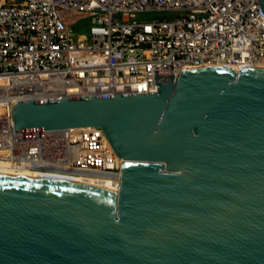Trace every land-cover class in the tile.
<instances>
[{
    "label": "water",
    "instance_id": "95a60500",
    "mask_svg": "<svg viewBox=\"0 0 264 264\" xmlns=\"http://www.w3.org/2000/svg\"><path fill=\"white\" fill-rule=\"evenodd\" d=\"M156 85L13 106L15 132L99 126L123 163L119 192L0 172V264H264V69Z\"/></svg>",
    "mask_w": 264,
    "mask_h": 264
},
{
    "label": "built area",
    "instance_id": "2783aa9c",
    "mask_svg": "<svg viewBox=\"0 0 264 264\" xmlns=\"http://www.w3.org/2000/svg\"><path fill=\"white\" fill-rule=\"evenodd\" d=\"M263 61L259 0H0V164L104 177L119 192L123 159L101 127L15 132L13 106L157 92L156 72Z\"/></svg>",
    "mask_w": 264,
    "mask_h": 264
},
{
    "label": "bare ground",
    "instance_id": "6f19581e",
    "mask_svg": "<svg viewBox=\"0 0 264 264\" xmlns=\"http://www.w3.org/2000/svg\"><path fill=\"white\" fill-rule=\"evenodd\" d=\"M215 68H233L228 65L224 64H214ZM255 68H262L264 69V61L260 62L257 65H254ZM121 159V158H120ZM1 163V162H0ZM3 163V162H2ZM6 163V162H5ZM0 172L2 173H11V174H18V175H25V176H32V177H60V178H66V179H73V180H83V181H89L95 184H99L105 187H109L112 189H116L115 184L111 179H106L102 177H94V176H86V175H78V176H71V177H65L62 175H55L54 173H45L44 171L39 170H30L25 167L21 166H9L6 164H0ZM118 193V192H117Z\"/></svg>",
    "mask_w": 264,
    "mask_h": 264
}]
</instances>
